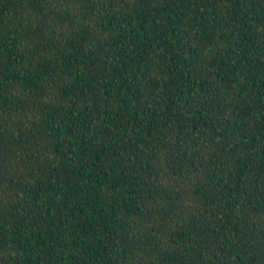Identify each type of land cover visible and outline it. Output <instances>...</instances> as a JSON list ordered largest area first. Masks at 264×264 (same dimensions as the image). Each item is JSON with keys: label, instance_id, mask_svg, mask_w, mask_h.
<instances>
[{"label": "trees", "instance_id": "trees-1", "mask_svg": "<svg viewBox=\"0 0 264 264\" xmlns=\"http://www.w3.org/2000/svg\"><path fill=\"white\" fill-rule=\"evenodd\" d=\"M0 264H264V0H0Z\"/></svg>", "mask_w": 264, "mask_h": 264}]
</instances>
